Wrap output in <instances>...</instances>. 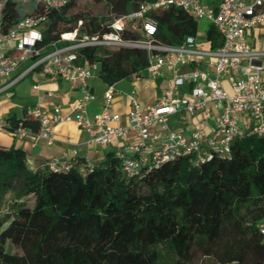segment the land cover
Listing matches in <instances>:
<instances>
[{"label":"trees","instance_id":"16d2710c","mask_svg":"<svg viewBox=\"0 0 264 264\" xmlns=\"http://www.w3.org/2000/svg\"><path fill=\"white\" fill-rule=\"evenodd\" d=\"M78 1L60 10L34 1L27 11L5 0L3 22L9 28L28 15L46 14L43 44H49L81 20L82 33L103 35L113 30L115 18L158 0H95L109 4V16L70 13ZM150 15L165 43L180 44L199 33V20L183 8L158 7ZM122 36L141 38L132 29ZM205 36L212 48L221 46L213 24ZM78 53L77 63L99 64L108 85L147 78L145 48L98 45ZM10 120L12 130L40 129L26 109ZM109 157V163L95 161L86 171L82 158L68 170L32 169L23 148L0 144V264H198L203 258L264 264V134L236 139L229 156L215 155L200 165L183 156L142 177H127L114 152Z\"/></svg>","mask_w":264,"mask_h":264},{"label":"built area","instance_id":"2783aa9c","mask_svg":"<svg viewBox=\"0 0 264 264\" xmlns=\"http://www.w3.org/2000/svg\"><path fill=\"white\" fill-rule=\"evenodd\" d=\"M19 5L29 0H15ZM48 9L60 10L69 0H35ZM5 0L0 4V79H12L0 93L17 84L35 69L51 79L77 83L80 96L69 112L62 105L35 106L27 113L38 119L40 129L34 135L55 141V128L74 122L89 134L87 145L106 146L117 137L121 146L114 154L121 160L127 177H142L145 172L179 157L188 156L195 165L215 155L229 156L232 144L246 134H264V49H255L248 33L264 28V0H221L218 8L204 0L144 1L118 18L112 31L103 35L82 33L83 21L57 40L43 44L49 23L46 14L28 15L6 28L3 22ZM183 8L197 20L206 19L218 30L222 44L212 48L200 35L188 36L180 44L157 38L158 23L150 15L158 7ZM139 25H136V24ZM44 26V27H42ZM125 29L138 31V40L122 36ZM139 46L149 52L146 75L153 80L168 79L161 95L143 105L136 90L128 93L130 109L126 115L112 110L117 90L109 85L104 105L98 112L90 108L97 96L91 86L93 65L79 64V49L85 46ZM39 88V85H35ZM179 118L182 126L171 127ZM197 118V121L195 119ZM11 122L0 116V133H17L22 137L31 130L20 125L12 130ZM133 134L136 141H130ZM123 148L130 149L126 155ZM81 170L93 167L85 159ZM75 158L50 160L42 168L70 169ZM3 211L0 210V219ZM264 233V223L261 226Z\"/></svg>","mask_w":264,"mask_h":264},{"label":"crops","instance_id":"0c3cea01","mask_svg":"<svg viewBox=\"0 0 264 264\" xmlns=\"http://www.w3.org/2000/svg\"><path fill=\"white\" fill-rule=\"evenodd\" d=\"M34 1L35 0H29L21 6L27 11H31ZM204 1L214 8H218L219 3L221 2V0ZM200 31L199 26V32ZM248 39L255 49H264V28L256 27L255 29H252L248 33ZM29 75L33 80V94L31 96L22 97L23 104L20 107L22 114H19L16 110L18 106H13L12 104L8 107L7 105L2 104V101L0 100V116H4L10 122V118H21L24 115L25 109L28 111L29 108L35 106L53 107L54 105H62L64 112H69L80 96V88L77 83L61 79H51L45 75L41 69H35ZM93 78L90 82L97 98L91 104V113L98 112L102 109L104 105V93L109 87L104 81L103 83L96 84ZM100 80H102L101 76ZM4 81H6L5 84L2 85L3 81L0 83V88L9 85L12 82V79H4ZM156 81L158 80L149 79L148 81H141L140 85L142 86V89L139 92V99L143 105L157 99L168 83V79H163L160 83ZM37 84L39 85V88L34 87ZM129 109L130 99L127 94L118 93L117 90L112 110L126 115ZM195 121H197V118ZM182 126L184 127L181 122L179 123L178 117L171 122L172 128L179 129V127L181 128ZM28 129L32 132L26 137H22L17 133L1 132L0 144L8 147L15 145L23 148L27 152V161L32 169H36L50 160H67L73 158L89 159L96 161L101 165H105L110 161L109 153H113L117 147L122 145L117 137H113L112 143L109 145L90 147L86 143L89 139V134L78 127L74 122H63L55 128V141L53 144H48L46 139L37 137L34 135L31 128ZM129 139L132 142L136 141V137L133 134L129 135ZM123 151L126 155L132 154L130 149L123 148Z\"/></svg>","mask_w":264,"mask_h":264},{"label":"rangeland","instance_id":"374dc122","mask_svg":"<svg viewBox=\"0 0 264 264\" xmlns=\"http://www.w3.org/2000/svg\"><path fill=\"white\" fill-rule=\"evenodd\" d=\"M77 12H85L89 13L91 15H97V16H109L110 15V8L109 4L107 2H96L95 0H79L78 4L75 8L71 10L70 13L74 14ZM109 20L106 22L108 23ZM80 22H78L79 25ZM200 23V38L199 40H203L206 30L211 24L208 20L202 19L199 21ZM77 25V26H78ZM136 25H139L138 23ZM44 27V26H42ZM112 49H116L119 46H110ZM93 80L96 84L103 83V80H100V68L97 67L94 69V76ZM150 79V78H149ZM148 78L145 79H140L138 81H132L129 79H122L119 82L115 84V88L118 90V93H125L128 94L132 92L133 90H136L138 97H139V92L142 89V86L140 85L141 81H148ZM163 79H159L158 83L162 82ZM3 81V82H2ZM2 82V85L5 84L6 81L4 79H0V83ZM32 84L33 80L30 75H28L26 78H24L22 81L19 83L13 85L10 89L3 91L0 93V100L2 101V104L13 106H18L16 109L19 114H22L21 110V105L23 104L22 97L23 96H31L33 94L32 90ZM1 85V84H0ZM28 204L32 203V197H28ZM217 261V260H216ZM214 259H209V258H203L201 259L198 264H224L222 261L218 260L216 262Z\"/></svg>","mask_w":264,"mask_h":264}]
</instances>
